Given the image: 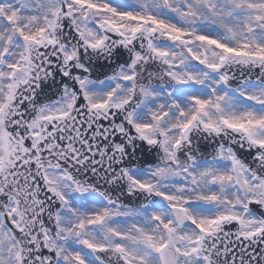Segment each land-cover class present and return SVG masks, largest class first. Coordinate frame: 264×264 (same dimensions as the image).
Listing matches in <instances>:
<instances>
[{
  "label": "snow or ice",
  "instance_id": "snow-or-ice-1",
  "mask_svg": "<svg viewBox=\"0 0 264 264\" xmlns=\"http://www.w3.org/2000/svg\"><path fill=\"white\" fill-rule=\"evenodd\" d=\"M0 264H264V0H0Z\"/></svg>",
  "mask_w": 264,
  "mask_h": 264
}]
</instances>
